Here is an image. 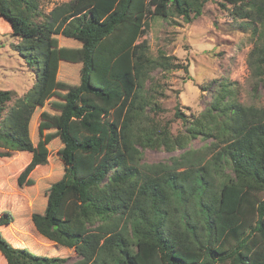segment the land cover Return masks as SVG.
Masks as SVG:
<instances>
[{
  "label": "trees",
  "instance_id": "trees-1",
  "mask_svg": "<svg viewBox=\"0 0 264 264\" xmlns=\"http://www.w3.org/2000/svg\"><path fill=\"white\" fill-rule=\"evenodd\" d=\"M208 1L71 0L46 16L40 0H0V19L35 68L33 87L5 117L13 93L0 89V169L12 165L24 187L48 166L51 149L61 147L64 164L37 182L44 200L21 215V231L56 252L73 250V264H264V109L240 103L224 82L199 118L176 108L184 130L159 119L164 90L153 73L188 65L150 54L149 20L175 12L190 22ZM248 4L236 13L256 25L249 67L261 81L264 0ZM85 127L99 136L87 137ZM199 137L211 143L192 149ZM147 149L182 153L149 164ZM11 222L3 214L0 228ZM18 240L0 231L7 264L67 261Z\"/></svg>",
  "mask_w": 264,
  "mask_h": 264
},
{
  "label": "rangeland",
  "instance_id": "rangeland-1",
  "mask_svg": "<svg viewBox=\"0 0 264 264\" xmlns=\"http://www.w3.org/2000/svg\"><path fill=\"white\" fill-rule=\"evenodd\" d=\"M69 1L71 0H40V14L47 16L56 6ZM249 1L251 0H242L235 7L224 0H209L204 4L202 15L190 22L175 12L167 18L155 17L149 20L146 37L150 54L157 57L162 52L175 56L184 66L188 65L187 70L182 67L169 73H153L164 90L163 97H160L164 111L159 119L169 122L174 133L184 130L182 121L175 117L176 108L179 106L191 120L199 118L217 94L218 85L224 82L240 103L264 109V79L255 80L249 67V55L258 38L256 25H246L247 20L236 13V8L244 13L248 11ZM21 40V37L13 34L11 26L0 19V89L13 93V100L8 104L3 117L15 100L22 98L35 82V68L25 61L17 49ZM2 119L0 118V123ZM83 129L87 137H98L100 134L89 127ZM210 143L211 140L199 137L192 141L190 147L195 150L205 149ZM60 149V146L51 149L50 163L38 168L33 186L18 187L15 179L19 172L12 171V165L6 172L0 169V217L3 214L12 217L11 224L1 227L0 231L12 243L14 238L19 237V245L27 246L37 255L50 258L59 256L67 259L61 264H73L77 262L73 250L56 252L54 245L37 236L36 232L21 231L18 221L28 209H32L30 213L35 211L40 198L41 202L44 200L37 182L40 185L46 181L47 176L62 174L64 164L59 157ZM181 153L179 150L168 152L147 149L145 162L152 164L167 161ZM13 158L14 156L4 163L10 164ZM0 259V264H7L1 256Z\"/></svg>",
  "mask_w": 264,
  "mask_h": 264
}]
</instances>
